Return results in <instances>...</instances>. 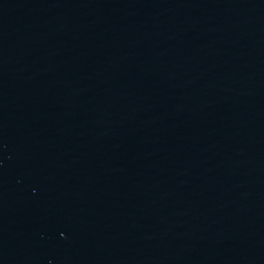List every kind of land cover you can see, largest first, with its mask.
Segmentation results:
<instances>
[{
	"label": "water",
	"instance_id": "obj_1",
	"mask_svg": "<svg viewBox=\"0 0 264 264\" xmlns=\"http://www.w3.org/2000/svg\"><path fill=\"white\" fill-rule=\"evenodd\" d=\"M0 264H264V0H0Z\"/></svg>",
	"mask_w": 264,
	"mask_h": 264
}]
</instances>
